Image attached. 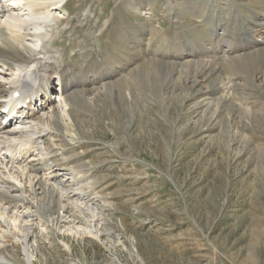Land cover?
<instances>
[{
	"label": "rangeland",
	"instance_id": "obj_1",
	"mask_svg": "<svg viewBox=\"0 0 264 264\" xmlns=\"http://www.w3.org/2000/svg\"><path fill=\"white\" fill-rule=\"evenodd\" d=\"M52 13L43 52L55 72L80 67L90 93L71 101L73 127L45 133L56 162L42 163L77 177L86 204L38 197L31 264H264V53L247 76L220 51L264 48V0H65ZM181 53L193 65L176 73ZM5 248L0 264H28Z\"/></svg>",
	"mask_w": 264,
	"mask_h": 264
},
{
	"label": "bare ground",
	"instance_id": "obj_2",
	"mask_svg": "<svg viewBox=\"0 0 264 264\" xmlns=\"http://www.w3.org/2000/svg\"><path fill=\"white\" fill-rule=\"evenodd\" d=\"M52 1L0 0V116L3 114L0 117V263L5 261V244L11 243L23 248L25 260L31 264L29 244L35 241L32 218L34 212L44 208L38 197L51 195L58 202L66 199V205L60 206L63 210L79 211L85 209L82 206L86 204L76 203L83 196L77 191L82 192V189L74 192L70 189L78 181L77 177L66 179L59 171L47 173L51 167L46 168L42 163L56 162L54 151L44 143L45 133L59 130V123L73 127L71 101L74 98L86 101L90 93L84 88V77L78 71L80 67H65L55 72L50 65V54L43 52L54 44L51 32L57 29L54 27L57 19L52 11L58 10L65 0H55L54 4ZM262 30L264 32V28ZM258 43L255 41V46ZM252 48L254 46L246 50ZM220 51L238 55L234 68L251 76L261 63L264 48L245 53L240 47L231 46L227 51ZM189 55L178 54L174 63L176 73L181 66L192 67L193 62L183 60ZM202 67L196 65L199 72L205 69ZM54 80L59 83L56 91L51 86ZM194 85H198L196 81ZM4 96H8V100L3 101L9 108L8 114L2 112ZM1 240L6 241L2 243Z\"/></svg>",
	"mask_w": 264,
	"mask_h": 264
}]
</instances>
